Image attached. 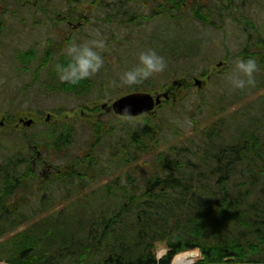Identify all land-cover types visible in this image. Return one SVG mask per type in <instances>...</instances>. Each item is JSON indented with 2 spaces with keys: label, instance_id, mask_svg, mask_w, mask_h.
Instances as JSON below:
<instances>
[{
  "label": "rangeland",
  "instance_id": "374dc122",
  "mask_svg": "<svg viewBox=\"0 0 264 264\" xmlns=\"http://www.w3.org/2000/svg\"><path fill=\"white\" fill-rule=\"evenodd\" d=\"M222 1L190 0V8L184 10L182 19L177 21L174 17L151 14L158 0H0V122L5 121V125L0 126V159L13 157L21 138L25 137L33 141L30 149L33 157L39 151L44 153L45 161L40 165L47 162L74 167L78 166L79 160L91 154L95 157L103 155L101 163L109 170L94 187L104 189L106 184L124 176L135 166V159L130 165L122 160L125 154L135 155V146H132L135 125L154 122L163 127L165 123L164 134L168 135L160 140L155 153L171 145L187 144L185 139L188 138L193 142L207 129L219 132L235 143L242 139L246 149L233 169V178L240 183L245 171L238 168L251 165L254 153H263L264 0ZM197 2L209 17V22L194 16L191 8L199 7ZM235 18L239 20L236 22ZM245 22H248L247 29L240 25ZM96 30L102 33L107 50L104 52V67L90 78L93 80L91 90L80 89L78 92V88L73 90L69 83H59L55 65L68 61L62 55L63 48L73 41L92 38ZM52 48L58 54L54 62L45 65L46 53ZM142 48H154L164 55L168 69L141 85L119 88L115 85L119 74L136 63V55ZM237 57L255 58L261 71L256 74L255 87L230 92L223 77ZM195 77L204 80L201 87L194 84ZM55 80H58L57 86ZM174 81H187V84L174 85ZM169 87L173 89L171 98L164 100L154 114L126 118L111 111L101 116V105L106 101L129 92L149 91L155 94ZM83 110L93 112L96 117L82 116ZM49 115L51 120L45 121ZM21 118H33L35 123L25 126L19 122ZM66 123L75 130L73 143L60 136L52 140V136ZM95 124L110 129V133L98 140ZM95 143L97 147L92 151ZM57 145L63 146L62 151H58ZM155 153L145 154L144 160H152L150 162L154 165ZM238 156L235 154L231 159L237 160ZM85 164L80 165V170L86 167ZM41 169L44 170L43 167ZM23 180L28 182L31 177H23ZM47 182L39 181L36 188H42ZM48 191L54 194L51 187ZM83 191L65 194L66 198L52 196L50 205L55 203L54 208L43 213L45 206L41 196L45 191L40 189L35 193L32 189V195L24 196L26 201L34 198L31 208L24 213L28 222L19 226L17 231L1 236L0 245L49 215L57 218L64 207L70 208L60 215L61 219L65 217L64 223L78 230L79 236H75H83L91 215L74 214L77 201L87 194V189ZM19 197L22 196H15ZM37 233L41 234L40 231ZM44 243L46 247L53 245L47 238ZM196 249L200 251L194 264H201L199 261L205 257L199 247ZM168 250L166 242H158L155 254L163 258ZM182 252L174 256L172 263ZM77 260L75 257L65 263ZM0 264L10 263L3 260Z\"/></svg>",
  "mask_w": 264,
  "mask_h": 264
},
{
  "label": "trees",
  "instance_id": "16d2710c",
  "mask_svg": "<svg viewBox=\"0 0 264 264\" xmlns=\"http://www.w3.org/2000/svg\"><path fill=\"white\" fill-rule=\"evenodd\" d=\"M158 1L151 14L163 18L170 16L180 21L184 10L190 8V0ZM200 5L197 2L199 7L191 8L194 16L209 22ZM238 20L235 18L236 22ZM240 25L247 29L248 22ZM47 52V63L53 62L54 53ZM55 81L57 86L58 80ZM92 82L88 79L69 85L73 90L78 88V92L80 89L89 91ZM164 124L163 127L154 122L135 125L132 134L135 155L128 153L122 157L123 163L129 165L135 159V166L124 176L106 184L104 189L94 187L109 170L101 163L103 155L95 157L91 154L74 167L58 166L60 173H52L44 179L34 167L35 156L30 150L33 141L21 138L19 149L13 152L14 158L0 159V237L17 231L28 222L24 213L31 208L34 198L26 201L24 196L32 195V189L35 193L40 189L45 191L41 196L45 206L43 213L54 208L55 203L50 205L52 196L66 198L65 194L83 193L87 189L86 196L77 201L74 214L82 212L90 214L91 218L87 232L77 237L78 230L64 223L65 217L61 219L60 215L70 208L64 207L57 218L49 215L2 243L0 262L171 264L177 253L199 247L205 257L199 261L201 264H264V140L261 144L263 153H254L251 165L238 168L245 173L242 181L236 183L234 164H238L246 149L242 139L235 143L221 133L207 129L193 142L188 138L185 139L187 144L171 145L155 153L160 140L168 135L164 134ZM95 128L98 129V140L110 133V129L100 124H95ZM74 131L72 125L66 123L52 140L60 136L66 137L65 141H73ZM95 144L92 151L97 147ZM57 148L62 151L63 146L57 145ZM147 153H155L154 165L152 160H144ZM235 154L239 155L238 159H231ZM84 164L86 167L80 170ZM23 171V177L30 176V181L23 180ZM41 180H48V186L44 184L37 189ZM49 187L54 194L49 193ZM120 198L123 200L119 201ZM59 231L64 232L63 235ZM46 238L53 245L46 247ZM158 242H166L169 250L157 261L155 248ZM75 257L77 261L65 263Z\"/></svg>",
  "mask_w": 264,
  "mask_h": 264
},
{
  "label": "clouds",
  "instance_id": "9594fccd",
  "mask_svg": "<svg viewBox=\"0 0 264 264\" xmlns=\"http://www.w3.org/2000/svg\"><path fill=\"white\" fill-rule=\"evenodd\" d=\"M107 44L102 33L93 31L92 38L67 44L62 55L68 58L66 64L55 65V72L62 83L77 85L98 74L105 64L104 52ZM168 69L166 57L154 48H142L136 55V63L119 74L115 85L121 89L132 88L163 74ZM260 65L253 57H237L223 79L230 92L255 87L256 74ZM127 118V117H126ZM157 261L159 257H156Z\"/></svg>",
  "mask_w": 264,
  "mask_h": 264
},
{
  "label": "water",
  "instance_id": "95a60500",
  "mask_svg": "<svg viewBox=\"0 0 264 264\" xmlns=\"http://www.w3.org/2000/svg\"><path fill=\"white\" fill-rule=\"evenodd\" d=\"M195 83L200 87L203 84V80L195 78ZM174 84L181 83L179 81H174ZM169 96V92H164L158 95H153L148 92H134L118 98L113 102L111 109L120 115L137 116L145 112H151L162 102L163 97L169 98ZM21 122L31 125L33 123V119H21Z\"/></svg>",
  "mask_w": 264,
  "mask_h": 264
},
{
  "label": "bare ground",
  "instance_id": "6f19581e",
  "mask_svg": "<svg viewBox=\"0 0 264 264\" xmlns=\"http://www.w3.org/2000/svg\"><path fill=\"white\" fill-rule=\"evenodd\" d=\"M199 250L186 251L178 254L172 264H194L198 260Z\"/></svg>",
  "mask_w": 264,
  "mask_h": 264
},
{
  "label": "flooded vegetation",
  "instance_id": "af4514ba",
  "mask_svg": "<svg viewBox=\"0 0 264 264\" xmlns=\"http://www.w3.org/2000/svg\"><path fill=\"white\" fill-rule=\"evenodd\" d=\"M69 23H71V22H69ZM49 43H53V42L50 41ZM52 52H53L54 54H58V52H57L56 50H54V49H53ZM48 60H49V58H47V59L45 60L44 63H47ZM47 64H49V62H48ZM106 109L109 110L108 107H106ZM109 111H110V110H109ZM103 112H105V110H103L102 113H103ZM102 115H103V114H101V116H102ZM90 117L93 118L92 115H90ZM38 158H39L40 161H45V159H44V157H43L42 154H40ZM55 172L60 173V169H58V168H54L52 165H49L48 163H45V169L42 170L40 173H41V174L44 173L43 175L46 176V177H48L50 174L55 173Z\"/></svg>",
  "mask_w": 264,
  "mask_h": 264
}]
</instances>
